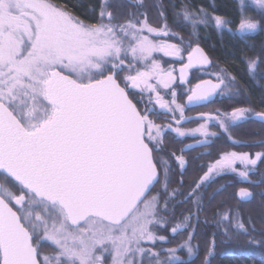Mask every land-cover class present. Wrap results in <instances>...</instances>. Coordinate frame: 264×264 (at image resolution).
<instances>
[{"label": "snow or ice", "instance_id": "6c2138e0", "mask_svg": "<svg viewBox=\"0 0 264 264\" xmlns=\"http://www.w3.org/2000/svg\"><path fill=\"white\" fill-rule=\"evenodd\" d=\"M128 5L125 12L111 0H99L88 17L95 23H86L52 0H0V264H213L218 236L222 245L239 235L261 243L250 236L239 209H218L203 228L200 215L227 191V182L209 191L218 177L234 174L264 185V172L250 179L264 164V151H221L187 191L184 178L189 167H205L195 162L212 155L209 149L221 133L233 146H264V139L246 144L231 135L241 124H264V111L233 107L186 116L216 97L239 96L237 77L224 69L203 72L214 79L199 81L179 103L185 93L178 90L176 70L165 71L153 54L183 61L184 37L170 25H191L193 34L198 26L227 29L251 48L247 38L264 31V0H241L235 30L228 27L232 19L215 10L209 15L203 7L184 6L170 21L156 4L154 25L148 11L140 10L145 0ZM159 37L163 43L155 42ZM187 60L179 69L181 86L190 69L212 65L199 44ZM261 64L264 43L259 55L246 59L251 78ZM161 119L167 122L157 123ZM193 119L204 123L182 127ZM178 138L193 142L179 153L168 150ZM197 147L205 150L186 155ZM236 195L247 203L264 197V188L255 193L242 187ZM184 233L174 247L162 246Z\"/></svg>", "mask_w": 264, "mask_h": 264}, {"label": "trees", "instance_id": "16d2710c", "mask_svg": "<svg viewBox=\"0 0 264 264\" xmlns=\"http://www.w3.org/2000/svg\"><path fill=\"white\" fill-rule=\"evenodd\" d=\"M52 2L57 5L66 6L68 11L73 12L74 15H77L86 23H95V20H90L88 17L93 15L90 10L93 5H96L98 10L99 0H52ZM244 2L251 4L247 1ZM111 3L113 5L120 6V9L125 12L129 9L128 0H111ZM156 4L162 5V7L167 10L170 21L175 11L187 6L190 11H197L199 8L203 7L208 11L209 15H211L213 10H215L216 15L233 20V23L228 26L233 30H235L239 24V0H145V8L141 10L144 11L146 9L148 11L150 17L152 18L150 21L152 23L155 20L154 14H157L160 10L157 7H154ZM173 5H175V7H173ZM253 7H255V5H253ZM251 14L256 15V12H252ZM170 26L173 31L182 35L185 40H190L192 45L199 44L205 49L212 61V65L208 71L213 69H218V71H220L221 69H224L226 72L232 73L237 77V83L233 87L240 89V95L232 100L220 98L214 99L212 101L213 103H216L222 111H231L233 107H247L251 108L254 112L264 111V104L259 103L261 98L264 97V64L260 65L259 72L255 79L251 78L246 71L247 57L259 55L261 52V44L264 43V31L247 38L248 43L254 45L253 47L248 48L241 40L230 34L227 29L223 32H218L214 28L198 26L196 33L193 34L191 25H188L187 27H177L174 25ZM169 41L179 42L178 39H170ZM241 49H243V52H241ZM194 80H196L195 77L194 79L192 78L191 82L193 83ZM216 128L217 129L214 130V132H220V129L218 127ZM231 135L233 139L242 140L246 144L253 141H259L264 139V124H261L258 121H250L232 129ZM189 142L190 141L188 139H178L175 143H169L167 147L168 150L179 153V149L184 144H189ZM204 150V148L197 147L191 152L186 153V155L195 156ZM209 150L212 155L201 157V159L195 162L197 165L203 163L205 165L204 168H196L194 170L192 167H189L184 178L185 191L188 190L190 182L199 179V176L207 170V164L215 160L218 153L221 151L249 152L254 155L258 151H264V146L258 143L252 144L250 147L233 146V144L228 140L227 134L221 133L218 139H214V143L211 145ZM261 172H264V164L259 166L257 175L251 176L250 179H258ZM226 182L228 183L227 191L217 195L214 200L206 204L205 211L200 215V227H204L203 221L205 218L211 221L213 219L212 214L218 209L220 212L229 208L233 210L239 209L242 214V219L244 220L246 226L250 229V236L254 238L255 235L262 242V227L257 229L255 232H251L253 224L261 225L262 222H251V225H249L248 221L249 218L253 221L252 216H258L263 213V211L260 210L264 205V197L257 195L250 202L244 203L239 201L237 198L236 190L245 186L250 188L253 192L259 193L261 188H264V185L253 186L252 184L242 182L241 179L236 178V175L230 174L218 177L215 183L209 187V191H211L212 188L225 184ZM175 186V184L172 185V187ZM154 192L155 189L153 192L149 193V196L153 195ZM225 199L227 202L221 204L220 202ZM205 200L207 201V196H205ZM211 231L212 228L208 227L207 232L211 233ZM219 239L220 238L218 236V243ZM248 240V236L239 235L227 245L218 244V248L220 249L218 255L220 256V259L217 260L216 256L215 260H213V264H264L263 260L255 258L253 255L251 256V254H249L252 252V248H263V242L257 244L256 247L253 244L248 243ZM261 251L262 249H258V251L255 250L257 255H261ZM202 254L203 251L201 250V255ZM197 264H199V261H197Z\"/></svg>", "mask_w": 264, "mask_h": 264}, {"label": "flooded vegetation", "instance_id": "af4514ba", "mask_svg": "<svg viewBox=\"0 0 264 264\" xmlns=\"http://www.w3.org/2000/svg\"><path fill=\"white\" fill-rule=\"evenodd\" d=\"M159 42L160 43H163L164 42V38H161V40H159ZM168 42L169 43H173L172 41H169L168 40ZM175 43V42H174ZM176 44V43H175ZM194 46H196V44H193L192 46H191V48L189 49V51L188 52H190L191 50H192V47H194ZM201 48H203L201 45H199ZM204 49V48H203ZM205 50V49H204ZM188 52H186L185 54H183V56H184V59H183V61L181 62V61H179V60H177V59H174V60H168V61H174V65H172V68H174L176 71H175V76L177 77V80H176V84L178 85V90L181 92V93H185L184 95H181L180 97H179V99H178V102L179 103H183L186 99H187V90L188 89H190L191 87H194L193 85H195V83H197L198 81H201V80H203V79H206V78H212V77H210V76H206V75H204V74H202L203 72H209L208 71V69H210V68H206V69H201V68H199V69H193V70H191L190 71V80L187 82V83H185V84H183L182 86L180 85V83H179V76H178V66L179 65H182V64H184L185 62H186V54H188ZM206 54H207V52H206ZM209 56V55H208ZM210 58V57H209ZM173 59V58H172ZM211 60V59H210ZM176 61V62H175ZM172 68H170V69H172ZM196 78V80H194V82L192 83L191 82V80H192V78L194 79V77ZM212 79H214V78H212ZM163 94V93H162ZM170 96V95H169ZM166 97H168V96H166ZM219 97H216V98H214V99H218ZM213 99V100H214ZM221 99V98H220ZM141 107H143L142 105H141ZM217 109H219L220 111H222L218 106H217V104L216 103H213V102H211V103H208V104H206L205 106H203V107H198V108H193V109H190V110H188V111H186L185 112V115L186 116H191V117H193V116H195V115H197V113H200V112H212V113H215V111L217 110ZM177 118H179V114H177ZM160 121H162V122H160V123H166L167 121L166 120H163V119H161ZM201 123H204V121L203 120H197V119H193L191 122H186V123H183L182 124V127H184V128H186V129H191V128H195V127H197L199 124H201ZM216 128V127H215ZM197 138H199V137H197ZM179 139V138H178ZM188 140H191V142H193V140L191 139V138H187ZM182 140H186V139H182ZM236 178H238V179H240L238 176H236ZM240 188H242V187H240ZM239 188V189H240ZM243 188H248V187H245V186H243ZM238 189V190H239ZM250 189V188H249ZM237 191V190H236ZM237 193V192H236ZM238 198V197H237ZM260 211H263V213L261 214V215H258V216H252V219H253V221H251V222H254V223H256V222H259V223H261L262 222V224L261 225H257V224H253L252 226H254L255 227V229L257 230V229H259L260 227H262V232H263V240H262V242H263V248H258L259 250L260 249H262V251H261V255L259 254V255H257L256 254V252H255V250H257L258 251V249L257 248H252L251 250H252V252L251 253H249V254H251V256L253 255V257H255V258H258V259H260V260H263V262H264V205H263V208L260 210ZM254 239H256V240H259V238H257V236H255L254 235ZM261 242V243H262ZM254 246H256L257 247V244H253ZM48 250H50V249H44V251H48ZM236 254V253H235ZM235 254H233V255H235ZM237 255V254H236ZM260 257V258H259ZM217 260L218 259H220V256L219 255H217ZM109 259H110V257H109Z\"/></svg>", "mask_w": 264, "mask_h": 264}, {"label": "rangeland", "instance_id": "374dc122", "mask_svg": "<svg viewBox=\"0 0 264 264\" xmlns=\"http://www.w3.org/2000/svg\"><path fill=\"white\" fill-rule=\"evenodd\" d=\"M240 2H241V0H239ZM244 1H247V2H249V3H251L252 4V0H244ZM141 10V9H140ZM142 11V10H141ZM156 16H157V14H154V18H155V20H154V22H153V24L155 25L156 24ZM172 31H173V29H172ZM175 32V31H174ZM180 36H182V35H180ZM161 38H164V37H159V38H154L155 39V42L156 43H160L159 42V40H161ZM179 40V39H178ZM184 41H185V44L184 45H182V47H184L185 48V51L183 52V54H185L186 52H188L189 51V49L191 48V46H192V44H191V46H188V44H187V42H188V40H185L184 39ZM174 43V42H173ZM176 44H180V40H179V42H175ZM173 57H166V56H164V53L163 52H157V53H154L153 54V59L154 60H157V61H159L160 63H161V66L165 69V71H167V70H170V68H172V65H174L175 63H174V61L172 62V61H168L169 59L170 60H174V59H176V58H173ZM171 62V63H170ZM176 62V61H175ZM182 62V61H181ZM149 64H151V61H149ZM218 71V69H213V70H211V71H209L208 73H214V72H217ZM123 75V74H122ZM206 76H210V77H212L211 75H206ZM212 78H214V77H212ZM171 97L168 95V97H165V99H170ZM160 122H162V121H160V120H157V123H160ZM217 128H215V127H211L210 126V131H214V130H216ZM190 142L189 143H192L191 142V140H189ZM240 166L238 165V168H239ZM172 226V224L170 223L169 225H168V227L170 228ZM158 235H168L169 237H170V239H171V236H170V233H168L167 231H159L158 233H157ZM186 236V233H184L183 235H180V236H176L173 240H172V243H168V244H164V245H162L163 247H165V248H168V247H174L175 246V244L176 243H179L182 239H184V237ZM196 241H193V243H195ZM219 244V243H218ZM217 244V245H218ZM148 246H150V245H148ZM161 245H157V247H160ZM219 247V245L217 246V255L219 254V251H220V249L218 248ZM202 251H203V249H202ZM178 255H180V256H185L186 255V252L185 251H179L178 253H177ZM163 255V254H162ZM216 255V256H217ZM215 256V257H216ZM215 257L214 258H211L212 260H215Z\"/></svg>", "mask_w": 264, "mask_h": 264}, {"label": "water", "instance_id": "95a60500", "mask_svg": "<svg viewBox=\"0 0 264 264\" xmlns=\"http://www.w3.org/2000/svg\"><path fill=\"white\" fill-rule=\"evenodd\" d=\"M194 47H195V46H194ZM204 51H205V50H204ZM205 53H206V51H205ZM207 55H208V54H207ZM187 57H188V54H186V62H185V63L188 62ZM208 57H209V56H208ZM209 59H210V58H209ZM185 63H184V64H185ZM181 66H182V65H179V66H178V69H177V70H178V76L180 75V73H179V69H180ZM199 68H200L199 66H196V67L190 69L189 72H188V76H189V78H190V71L193 70V69H199ZM207 68H209V67H207ZM205 69H206V68H205ZM208 79H212V78H206V79H203V80H208ZM189 80H190V79H189ZM189 80H188V81H189ZM201 81H202V80H201ZM198 82H199V81H198ZM198 82H197V83H198ZM179 83H180V81H179ZM197 83H195V85H196ZM195 85H193V86H195ZM195 116H196V115H195ZM195 116H193V117H195ZM237 191H238V190H237ZM238 199H239V198H238ZM239 201H240V200H239Z\"/></svg>", "mask_w": 264, "mask_h": 264}]
</instances>
